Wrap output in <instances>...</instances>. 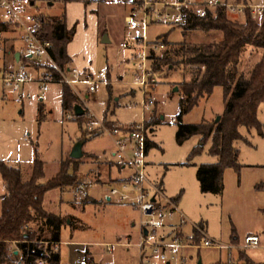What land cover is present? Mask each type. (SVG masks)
<instances>
[{
	"label": "rangeland",
	"instance_id": "374dc122",
	"mask_svg": "<svg viewBox=\"0 0 264 264\" xmlns=\"http://www.w3.org/2000/svg\"><path fill=\"white\" fill-rule=\"evenodd\" d=\"M32 1L34 3L28 9L33 13L42 16L59 15L65 10L67 23L72 24L78 20L69 48L76 55L73 66L92 73L94 79L98 78L102 69L106 72L105 82L97 83L91 94L87 92V84L76 86L80 97L84 99L83 102L77 96L78 103L93 115V124L102 121L111 127L110 122H114L120 127H126L139 122L142 119L143 96L136 84L133 50L125 48L120 53L117 52L118 43L130 36L128 31L122 30V18L129 12L132 0ZM251 1L264 3V0ZM227 15L232 21L244 22L243 15L229 10ZM255 22L260 23L261 19ZM95 30L99 34L104 31L109 42L103 44L91 41V34ZM186 34L184 37L179 27L168 23H151L146 30L149 41L165 37L171 43L181 42L184 38L186 42H209L221 38L219 31L204 33L194 30ZM5 47L6 43L1 38L0 58ZM161 52L159 50L152 55L161 56ZM261 53L259 48L244 46L238 73L248 75ZM151 63L152 60L149 63L152 80L149 78L147 81L152 90L148 94L154 97L156 103L145 110L144 118L156 121L147 124L150 147L145 156V173L148 181L157 185L163 196L175 205V210L172 211L168 210L169 207L161 209L162 217L158 214L153 216L160 222V226L155 228L156 236L164 235L168 229L178 225L184 235L190 236L193 228L198 226L214 242L233 245L231 249H185L186 264H196L199 258L202 264H225L229 256L238 260V253L243 250L255 260H264V102L259 105L257 112L262 125L261 133L254 127L239 128L242 137L234 142L238 149L239 168L224 169L223 190L220 194L202 193L195 175L196 166L216 161L215 156L207 153L210 140L203 143L201 152L187 164L188 154L200 143L199 136L192 135L179 143L176 132L180 123L209 122L219 116L224 109L222 88L215 86L208 98H201L179 119V101L183 97L179 82L188 80L189 75L183 73L182 66H162L159 72H154ZM28 73L33 75L29 70ZM174 86L178 87L176 91H173ZM85 94L88 96L85 97ZM51 108L52 111L38 121L33 111L24 110L23 114L19 113L21 103L10 98L0 100V160L18 164L21 179L25 181L31 176L33 159L37 156L43 163L44 175L40 181H46L58 173L61 162L69 158L74 144L81 141L84 165L81 166V162L71 163L69 173L78 174L89 168L96 171L98 168L104 178L108 172L107 167L110 166L111 175L120 174L111 156L114 145L108 133L87 132L86 115L79 119H67L65 115L62 116L57 105ZM171 118L176 121L171 123ZM91 155H95L96 160ZM129 170L127 168L121 175L130 174ZM77 183L78 179L70 188H75ZM114 186L118 187L117 184ZM107 188L98 184L87 193L98 199ZM3 191L0 178V195ZM82 197V204L77 202L73 206L70 204L73 195L67 187L50 189L44 195L46 210L70 213L79 218L73 225L67 224L61 228L58 264H139V249L125 243L137 240L140 224H144L149 217L142 216L130 204L87 202ZM158 200L161 205L165 204L161 196H158ZM34 226L32 225L33 228ZM246 233H256L259 237L258 244L243 247ZM234 235L238 236V240H233ZM202 237L200 234V239L194 241L192 236L190 242L197 244ZM239 262L243 263L241 260ZM14 264L18 262L15 261ZM171 264H175V260Z\"/></svg>",
	"mask_w": 264,
	"mask_h": 264
},
{
	"label": "trees",
	"instance_id": "16d2710c",
	"mask_svg": "<svg viewBox=\"0 0 264 264\" xmlns=\"http://www.w3.org/2000/svg\"><path fill=\"white\" fill-rule=\"evenodd\" d=\"M231 0H223L227 3ZM237 3L253 4L251 0H232ZM227 8L216 4L206 10L203 17L189 12L187 20L176 25L184 37L189 31L200 30L204 33L219 31L221 38L209 42H167L163 37L165 47L161 56L152 55L151 68L159 72L162 66H182L188 80L179 82L183 97L179 101V119L188 112L201 98H208L215 86H220L223 92V112L218 121L215 118L209 122L180 123L176 132V140L181 143L192 135L199 136V144L194 146L187 157L189 160L199 154L202 145L207 140L210 144L207 153L216 157L213 163H201L196 166V179L202 193L220 194L223 190L222 173L225 168L238 169V149L234 142L242 136L240 127L256 128L261 133V123L258 120V107L264 102V17L260 23L251 19L250 9H245L244 22L238 23L229 19ZM43 29L47 31L52 42L50 54L56 64L64 68L70 63L66 47L74 33L65 25V13L43 16ZM1 29L4 27L1 26ZM261 49L262 53L254 63L248 75L238 73V65L244 46ZM56 75V74H55ZM57 76V75H56ZM78 97L66 84H62L61 105L64 113L74 112ZM42 101H39L38 119L42 117ZM77 119L81 115H75ZM156 120H149L148 123ZM113 126V125H112ZM150 141H147V149ZM75 163L69 157L60 164L58 173L46 181L43 177V163L37 156L33 159L31 176L23 181L21 168L0 160V178L4 194L0 201V264H39L59 263V251L52 244L60 241V232L66 218L43 209L44 194L53 188L70 187L77 180L76 173H69L68 167ZM32 225H35L34 228ZM36 227V228H35ZM194 241L200 239L197 229L193 228ZM15 250L20 255L15 254ZM243 264L255 263L239 252Z\"/></svg>",
	"mask_w": 264,
	"mask_h": 264
},
{
	"label": "built area",
	"instance_id": "2783aa9c",
	"mask_svg": "<svg viewBox=\"0 0 264 264\" xmlns=\"http://www.w3.org/2000/svg\"><path fill=\"white\" fill-rule=\"evenodd\" d=\"M216 4L224 5L230 12L243 16L245 9L248 8L251 19L254 21L264 17V3L245 4L232 0L227 3L217 0H175L173 2L134 0V7L124 18L130 31V39L120 41L117 52L120 53L125 48L133 50L132 55L135 59L134 65L137 72L136 84L143 96L141 103L142 119L126 127L118 125L108 127L102 121L93 124V115L87 111L86 107L83 113L86 115V131L89 133H108L113 140L115 165L131 170L130 175L117 184L118 187L108 186L104 197L113 203L130 204L139 210L142 216L149 217L144 224H140L141 235L136 243L139 249V264H170L172 260H175V264H186L187 257L183 252L186 248L231 249L233 247L232 244L224 245L214 242L206 237L203 228L198 226L195 228L203 237L197 244L190 243L177 231L156 236L155 228L160 226V222L153 216L158 214L159 217H162L161 209L169 207L168 210L172 211L175 210V205L163 196L162 190L157 185L148 181L145 173L148 141L147 124L150 118H144V112L156 103L154 97L150 93L148 94L152 90L147 81L149 78L152 80L149 63L152 60V54L165 47L162 39L149 41L146 38V30L151 23H168L176 26L187 20L189 12L195 16L203 17L206 10ZM30 6V0H0V35L1 26L14 31L23 44L24 57L29 61V65H22L18 69H0V86L10 95L19 99L32 98L33 92L30 89L32 84L40 93L46 92L51 84H66L80 97L76 86L85 83L88 93H93L97 83L105 82V70L102 69L98 78L94 79L92 73L76 66L59 67L50 54L52 42L47 31L43 29V16L31 12L28 9ZM28 68L40 71V73L30 75ZM80 99L84 102L82 97ZM65 117L71 119L73 114L67 112ZM175 121V118H171L170 122ZM158 196L163 198L165 204L161 205ZM258 242V235H247L243 239V247H253ZM52 245L53 249L56 250V244ZM17 262L19 263V261ZM38 263L43 264L45 261L40 260ZM225 264L243 263L229 256Z\"/></svg>",
	"mask_w": 264,
	"mask_h": 264
},
{
	"label": "crops",
	"instance_id": "0c3cea01",
	"mask_svg": "<svg viewBox=\"0 0 264 264\" xmlns=\"http://www.w3.org/2000/svg\"><path fill=\"white\" fill-rule=\"evenodd\" d=\"M31 1L32 0H30V2ZM217 1H222V0H217ZM254 3H263V2L257 1V2H253V4ZM133 7H134V0H132V2L130 3V8H129L128 11L130 12V10ZM64 13H65V25H66V28L67 29H70L73 26L75 28L74 33H73V36H72L71 40L69 41V43L67 44V47H66L67 54L70 57V63L68 65L73 66L72 65L73 64V61H74L73 59L76 57V55L75 54H72V52L70 51L69 48L72 45V42H73L72 40H73L74 34L76 33L75 31H76V26L78 24V20L76 19V21L73 22L72 24L71 23H67V14H66V11L65 10H64ZM127 14L123 15V18H122V21H123V24H124L122 30L123 31H128V33L130 34V31H129V29H128L126 23H125V19H124ZM54 16H57V15H54ZM104 34H106L104 31H101V34H99L97 32V30H95L91 34V41H93V42H100V40H101V38L103 37ZM1 38L6 43V47H5L6 49H4L3 55L0 58V69H18V67H20L22 65H29V61L26 60V58L24 57L23 44H22V42L19 41V39L17 37V34L14 31H12L10 28H4V29H2V32H1V35H0V39ZM128 39H130V36H129V38H124L123 40H128ZM108 42H106V43H108ZM16 53L19 54V56L17 58L15 57V54ZM28 70L31 71L33 75H38L40 73V71H35L32 68H28ZM30 89L33 92V96H32V98H30L28 100V99H19V98L13 97L12 95H10V93H8L6 90H4L0 86V100H6V99H9L10 98V99L14 100L17 103H21V109L19 110V113L20 114H23L24 113V110L33 111V113H34V115H35V117L37 118L38 121H39V119H38V116H37L38 115L37 107H38L39 101H42V103H43V105H42L43 110H42V117H41V119L44 118V117H46V113L47 112H51L52 111V108L51 107L52 106H55V105H57V107H58L60 113L62 114V116L65 115V113L62 110V105H61L62 84H58V83L51 84V86H49V89L46 92H44V93H40L36 89V86L33 85V84L30 86ZM86 96H88V94H85V97ZM79 105H81V104H79ZM81 106L85 110V106H83V105H81ZM72 114H73V117L72 118L73 119H77L75 117V114L74 113H72ZM110 123L113 126L114 125H117L114 122H110ZM81 148H82V146H81ZM147 151H148V149H147ZM113 152H114V150L111 151V156L114 159ZM82 157H84V156L82 155V156H80L78 158H74L76 163L81 162V166L84 165V163L82 162V159H83ZM90 157L92 159L96 160L95 159V155H91ZM32 167H33V164H32ZM32 167H31V172H32ZM126 170H127V168H119L118 167V172L120 174L118 176L117 175L115 176V175H111L110 166H108L107 167V171L108 172L106 173V176L104 178H102L101 172H100V170L98 168H97L96 171H93L91 168H89L86 171L79 172L78 174H76L77 179H78V183H77L76 187L75 188L67 187L68 190H69V193H71L73 195V201H70V204H72L74 206V203H77V202L81 203L80 202L81 201V196H83L82 198H85L87 200V202H98V201H100V202H103V203H105V202L106 203H113V202L108 201L107 198L104 197L107 189L104 190L103 196L101 198H98V199L90 196L87 193V191L88 190H91L95 185H98V184L102 185V187H104V188L105 187H108V186H113L115 184H118L122 179H124V178H126V177H128L130 175L129 173L127 175H121V173L122 172H126ZM64 188H62V189H64ZM3 194H4V191H3ZM3 194L0 195V199L3 196ZM77 197L79 198L78 201H77ZM43 201H44V197H43ZM84 202H86V201H84ZM113 204H117V203H113ZM42 206H43V209L45 211H47L49 213H54V212H51V211L46 210L44 208V203L43 202H42ZM54 214H57V215H59L61 217L66 218V222L62 225V227L65 226V225H67V224L68 225L69 224H72L73 225V223H75L76 221H79V218L76 215H73V214H70V213H61V212H59V213H54ZM63 215H66V216H63ZM171 231H177L181 236H183L185 239L189 240V242L193 239L192 238L193 233L190 236L184 235V233L180 230V225L171 227L170 229L167 230V232L165 234L170 233ZM251 234L257 235L256 233H246L245 236L251 235ZM140 235H141V230H139V233H138V236H137V240L135 242H131V243L128 242V243H125V244L126 245H133V246L137 247L136 246V243L138 242V240L140 238ZM233 240H238V236L234 235ZM60 242H61V239L58 242V244H56V247H57L56 250L59 251V255H60V249H59ZM66 242L69 243L70 241H66ZM189 248H194V247H189ZM195 248H200V247H195ZM186 249H188V248H186ZM184 250H183V252H184ZM14 252L17 255H20V252L19 251L15 250ZM239 252H242L247 258H249L251 261H253L255 263L264 262V260H258V259L255 260V259H253L244 250L243 251H239ZM85 253H86V251H85ZM85 256H86V254H85ZM237 256H238V260L239 261L241 260L243 262V260L239 258V253H238ZM59 260H60V258H59Z\"/></svg>",
	"mask_w": 264,
	"mask_h": 264
},
{
	"label": "water",
	"instance_id": "95a60500",
	"mask_svg": "<svg viewBox=\"0 0 264 264\" xmlns=\"http://www.w3.org/2000/svg\"><path fill=\"white\" fill-rule=\"evenodd\" d=\"M30 4L32 5L33 2L31 1ZM108 41H109V40H108V38H107V35L104 34L103 37L101 38L100 42H101V43H106V42H108ZM18 56H19V54L16 53V54H15V57L17 58ZM177 89H178V87H177V86H174L173 91H176ZM74 112H75V113H74L75 115H82L83 112H84V109L82 108L81 105L77 104V105H75V107H74ZM162 117H163V116H161V118H162ZM218 119H219V116H217V117L215 118V121H218ZM81 146H82V142H81V141L76 142V143L74 144V146L72 147V150H71V152H70V157H72V158H78V157H80V156H81ZM148 212H149V211H148ZM167 264H168V263H167ZM196 264H202L200 258L197 260Z\"/></svg>",
	"mask_w": 264,
	"mask_h": 264
}]
</instances>
